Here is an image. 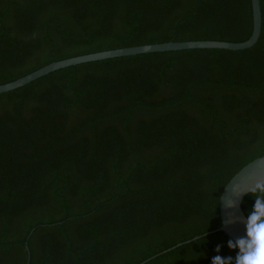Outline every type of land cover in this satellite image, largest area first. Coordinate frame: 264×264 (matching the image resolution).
<instances>
[{
  "label": "trees",
  "instance_id": "1",
  "mask_svg": "<svg viewBox=\"0 0 264 264\" xmlns=\"http://www.w3.org/2000/svg\"><path fill=\"white\" fill-rule=\"evenodd\" d=\"M260 6L247 48L90 60L0 92V264H235L224 231L203 233L227 180L264 153ZM251 31V0H0V83L78 54Z\"/></svg>",
  "mask_w": 264,
  "mask_h": 264
},
{
  "label": "water",
  "instance_id": "2",
  "mask_svg": "<svg viewBox=\"0 0 264 264\" xmlns=\"http://www.w3.org/2000/svg\"><path fill=\"white\" fill-rule=\"evenodd\" d=\"M251 5L252 31L249 37L245 40H168L162 42L122 46L78 54L51 61L13 80L0 83V92L8 91L18 86L24 85L52 70L90 60L136 54L141 52L182 48L217 47L228 49H243L250 47L257 41L262 24L260 0H251ZM262 183H264V153L246 162L227 180L219 196L218 207L220 225L203 234L215 230H222L226 235H228L229 238L232 239L233 243H235L238 239L245 237L248 216L253 210L256 198L257 196L264 195L259 192H254L253 189L256 188L257 184ZM200 235L201 234L195 235L191 239L198 238ZM189 240L190 239H186L183 242H187ZM180 243L182 242H178L175 245L164 249L163 251L171 249L176 245H179Z\"/></svg>",
  "mask_w": 264,
  "mask_h": 264
},
{
  "label": "clouds",
  "instance_id": "3",
  "mask_svg": "<svg viewBox=\"0 0 264 264\" xmlns=\"http://www.w3.org/2000/svg\"><path fill=\"white\" fill-rule=\"evenodd\" d=\"M254 192L264 194V183L257 184ZM230 249L238 248L235 264H264V195L257 196L253 210L248 216L246 236L235 243L228 241ZM219 251V246H217ZM233 257L222 258L216 255L212 264H232Z\"/></svg>",
  "mask_w": 264,
  "mask_h": 264
}]
</instances>
